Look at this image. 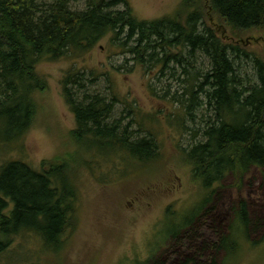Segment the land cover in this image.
Here are the masks:
<instances>
[{
  "label": "trees",
  "instance_id": "obj_1",
  "mask_svg": "<svg viewBox=\"0 0 264 264\" xmlns=\"http://www.w3.org/2000/svg\"><path fill=\"white\" fill-rule=\"evenodd\" d=\"M79 2L85 8L73 9ZM120 5L123 10H117ZM221 25L228 27V39L248 31L264 34V0H181L172 15L152 21L138 19L130 0H0V156L18 146L40 111L36 96L47 83L37 67L79 60L110 37L134 64L129 73L141 68L149 76L160 69L159 82L169 72L182 88L173 96L172 86L165 91L174 107L166 124L192 133L194 144L181 157L205 194L170 235L163 254L143 264H168L171 256V264H231L244 242L264 245L262 212L239 195L249 175L264 173V56L239 39L228 42ZM69 72L62 83L76 123L69 140L40 170L14 160L0 168V254L24 233L36 234L48 249L61 248L79 208L81 171L93 173L91 164L97 163L90 150L118 152L122 160L140 163L160 157L156 138L140 123L141 116L146 119L142 112L129 107L139 131L152 138L136 139L133 124L123 126L115 116L118 100L100 91L89 94L84 74ZM208 216L215 218L217 239L197 246L198 228ZM188 242L196 253L185 256L180 247Z\"/></svg>",
  "mask_w": 264,
  "mask_h": 264
},
{
  "label": "rangeland",
  "instance_id": "obj_2",
  "mask_svg": "<svg viewBox=\"0 0 264 264\" xmlns=\"http://www.w3.org/2000/svg\"><path fill=\"white\" fill-rule=\"evenodd\" d=\"M180 3L181 0H130L135 16L147 21L172 15ZM72 8L83 9L85 2L76 3ZM123 9L120 5L117 10ZM221 26L224 27L223 35L227 37L224 38L230 40L228 42L239 39L248 50L264 56L263 33L248 31L228 39V36L232 37L228 27ZM129 58L121 55L120 49L114 48L110 37H107L79 60L62 59L40 64L37 70L47 83V89L36 96L40 114L18 146L0 156V168L8 160H14L40 170L45 161L58 155L69 140L70 132L76 128L74 114L62 91L65 77L74 69L84 74L89 94L100 91L110 101L112 96L118 100L115 116L123 118V126L133 124L130 131L136 139L150 135L139 131L129 107L142 112L147 121H153L147 122L142 116L139 118L156 138L160 157L140 163L126 156L122 160L118 152L90 150L89 157L97 163L91 164L95 167L93 173L81 171L79 208L75 213L74 226L63 237L61 248L48 249L39 236L24 233L14 237L0 254V264H143L163 254L162 250L167 247L175 228L197 211L204 198V190L194 181L191 165L181 157V150L194 144L192 133L181 131L182 126L166 124L174 109L171 95L182 88L171 80L172 73L169 72L159 82L155 77L161 78L160 69L149 76H145L141 68L129 73L134 65ZM168 86H172L171 95L166 97ZM186 125L194 127L189 120ZM75 149L72 148V153ZM86 150L83 147L79 151L85 153ZM230 179L228 177L227 181ZM246 181L239 195L256 202L264 217V202L260 200L262 195L259 193L261 188L264 190V173L254 171ZM225 194L235 196L227 190ZM215 214L220 215L219 211ZM214 216L201 220L195 245L216 241ZM191 247V243H184L180 252L185 256L196 253ZM241 249L236 259H231V264H264V245L251 247L244 242ZM175 259V256L169 257L168 264Z\"/></svg>",
  "mask_w": 264,
  "mask_h": 264
}]
</instances>
